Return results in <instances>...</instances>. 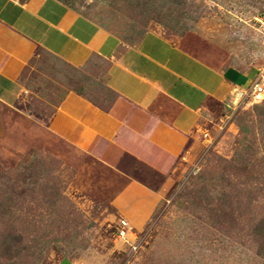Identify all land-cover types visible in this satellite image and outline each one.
<instances>
[{"label": "rangeland", "instance_id": "1", "mask_svg": "<svg viewBox=\"0 0 264 264\" xmlns=\"http://www.w3.org/2000/svg\"><path fill=\"white\" fill-rule=\"evenodd\" d=\"M55 1L123 44L156 33L217 69H252L263 92L208 103L184 153L148 182L158 202L136 228L112 204L121 177L47 128L69 91L109 98L102 74L41 52L24 100L0 103V239L16 247L0 264H264V0ZM122 220L129 243L116 238Z\"/></svg>", "mask_w": 264, "mask_h": 264}, {"label": "crops", "instance_id": "2", "mask_svg": "<svg viewBox=\"0 0 264 264\" xmlns=\"http://www.w3.org/2000/svg\"><path fill=\"white\" fill-rule=\"evenodd\" d=\"M41 52L76 71L102 74L109 98L69 91L47 128L72 157L121 177L112 204L136 228L158 202L148 182L184 153L208 103H224L260 78L252 69H217L156 33L123 44L55 0H0L1 104L15 108L24 100V71Z\"/></svg>", "mask_w": 264, "mask_h": 264}, {"label": "built area", "instance_id": "3", "mask_svg": "<svg viewBox=\"0 0 264 264\" xmlns=\"http://www.w3.org/2000/svg\"><path fill=\"white\" fill-rule=\"evenodd\" d=\"M253 91L256 92V94H261L263 92L262 86L260 87L259 84L254 83L253 85ZM127 228V229H126ZM127 232H129L132 236H136L132 232V228L128 225L126 221H120V228H118V235H117V240H123L125 243H129V240L127 239Z\"/></svg>", "mask_w": 264, "mask_h": 264}, {"label": "trees", "instance_id": "4", "mask_svg": "<svg viewBox=\"0 0 264 264\" xmlns=\"http://www.w3.org/2000/svg\"><path fill=\"white\" fill-rule=\"evenodd\" d=\"M260 225H261L260 230L264 231V222H262ZM4 235L10 236L8 233ZM8 236L4 237V239L3 238L0 239V255L2 254L1 255L2 258L6 257L7 259H10L7 256L10 255L12 253V250H14L16 247L15 245L11 244V240H9L10 238Z\"/></svg>", "mask_w": 264, "mask_h": 264}]
</instances>
